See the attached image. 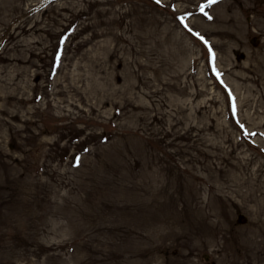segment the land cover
Here are the masks:
<instances>
[{
	"label": "rangeland",
	"instance_id": "374dc122",
	"mask_svg": "<svg viewBox=\"0 0 264 264\" xmlns=\"http://www.w3.org/2000/svg\"><path fill=\"white\" fill-rule=\"evenodd\" d=\"M0 264H264V0H0Z\"/></svg>",
	"mask_w": 264,
	"mask_h": 264
},
{
	"label": "snow or ice",
	"instance_id": "6c2138e0",
	"mask_svg": "<svg viewBox=\"0 0 264 264\" xmlns=\"http://www.w3.org/2000/svg\"><path fill=\"white\" fill-rule=\"evenodd\" d=\"M212 2H215V0H212Z\"/></svg>",
	"mask_w": 264,
	"mask_h": 264
}]
</instances>
